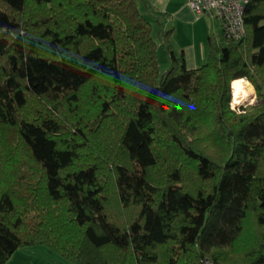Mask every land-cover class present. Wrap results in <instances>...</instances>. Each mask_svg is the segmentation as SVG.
Wrapping results in <instances>:
<instances>
[{
	"label": "trees",
	"instance_id": "16d2710c",
	"mask_svg": "<svg viewBox=\"0 0 264 264\" xmlns=\"http://www.w3.org/2000/svg\"><path fill=\"white\" fill-rule=\"evenodd\" d=\"M245 27L194 69L164 31L162 71L137 0H0V264H264V0Z\"/></svg>",
	"mask_w": 264,
	"mask_h": 264
},
{
	"label": "crops",
	"instance_id": "0c3cea01",
	"mask_svg": "<svg viewBox=\"0 0 264 264\" xmlns=\"http://www.w3.org/2000/svg\"><path fill=\"white\" fill-rule=\"evenodd\" d=\"M137 2L142 13L146 11L151 17L152 27L153 22L157 21L160 37L164 31L173 30L170 38L172 49L176 55H184L189 69L203 65L210 51V42L213 40L219 43L223 38L220 22L209 14H197L188 0H137ZM188 37L192 38L191 42ZM186 39L188 41L183 44ZM252 88L254 91L252 97L256 99L253 85ZM49 251L44 246L17 249L5 264H66L55 253Z\"/></svg>",
	"mask_w": 264,
	"mask_h": 264
},
{
	"label": "built area",
	"instance_id": "2783aa9c",
	"mask_svg": "<svg viewBox=\"0 0 264 264\" xmlns=\"http://www.w3.org/2000/svg\"><path fill=\"white\" fill-rule=\"evenodd\" d=\"M251 0H188L189 5L199 15L209 14L220 22L223 37L234 42L246 35L245 13ZM238 103L232 109L236 110ZM204 264H212L205 260Z\"/></svg>",
	"mask_w": 264,
	"mask_h": 264
},
{
	"label": "rangeland",
	"instance_id": "374dc122",
	"mask_svg": "<svg viewBox=\"0 0 264 264\" xmlns=\"http://www.w3.org/2000/svg\"><path fill=\"white\" fill-rule=\"evenodd\" d=\"M143 14H144V16L146 18H148L150 21H152L151 20V17L149 16V14L146 11H144ZM163 24H165L164 21H163ZM162 28L164 29V26H162ZM158 32H159V26L157 24V21H154L153 22V36H154L155 40L158 42V45H159L158 51H159V57H160V67H161V70L164 71V70H166V69H168L170 67V59H169V55L167 53V49L163 45L162 36L160 37ZM188 39H189L190 42L192 41V38L191 37H188ZM187 41L188 40L186 39L183 42V44L184 43L186 44ZM241 79H246L249 82V80L247 78H241ZM249 83H250V88L249 89L251 90L250 93H251V97H252L253 92H254L253 91V88H252V85L253 84L251 85L252 82H249ZM232 84H233V82H232ZM232 84H231V90H232ZM254 89H255V87H254ZM255 91H256V89H255ZM256 97H257V93H256ZM256 102H257V98L255 99L253 97L251 99H247V101L237 102V101L234 100L233 93H232L231 107L234 105V103H238L239 105L236 106V110L238 112H242L241 110H238L241 106H245V105H248V104H253V103H256Z\"/></svg>",
	"mask_w": 264,
	"mask_h": 264
},
{
	"label": "bare ground",
	"instance_id": "6f19581e",
	"mask_svg": "<svg viewBox=\"0 0 264 264\" xmlns=\"http://www.w3.org/2000/svg\"><path fill=\"white\" fill-rule=\"evenodd\" d=\"M250 83L246 79H236L232 84L233 98L237 102L247 101L251 99Z\"/></svg>",
	"mask_w": 264,
	"mask_h": 264
}]
</instances>
